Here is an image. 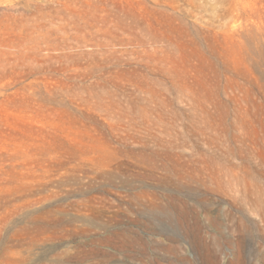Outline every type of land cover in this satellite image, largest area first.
<instances>
[{"label":"rangeland","instance_id":"obj_1","mask_svg":"<svg viewBox=\"0 0 264 264\" xmlns=\"http://www.w3.org/2000/svg\"><path fill=\"white\" fill-rule=\"evenodd\" d=\"M0 264H264V0H0Z\"/></svg>","mask_w":264,"mask_h":264}]
</instances>
